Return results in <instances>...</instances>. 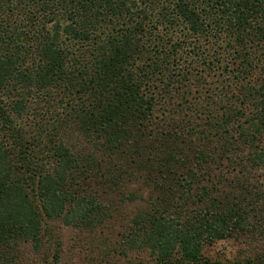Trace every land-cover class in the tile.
Wrapping results in <instances>:
<instances>
[{"label": "trees", "instance_id": "1", "mask_svg": "<svg viewBox=\"0 0 264 264\" xmlns=\"http://www.w3.org/2000/svg\"><path fill=\"white\" fill-rule=\"evenodd\" d=\"M57 225L92 264H264V0H0V264H62Z\"/></svg>", "mask_w": 264, "mask_h": 264}, {"label": "rangeland", "instance_id": "2", "mask_svg": "<svg viewBox=\"0 0 264 264\" xmlns=\"http://www.w3.org/2000/svg\"><path fill=\"white\" fill-rule=\"evenodd\" d=\"M58 234L64 238V246L62 249V264H82L83 261L87 263H93L92 257L88 256L84 250L79 251L77 250L76 242H75V235L76 233L69 230V229H61L59 225L56 226ZM60 228V229H59ZM91 240V239H90ZM91 249L93 252H96V243L93 244V240L90 242ZM241 246V245H240ZM238 245L235 244H227V243H219L212 248H209L206 251V254L214 259H218L221 261L230 260L237 255V251L239 249ZM243 246V245H242ZM244 247V246H243ZM102 253H100L101 255ZM96 257V256H95ZM39 256L31 254V259H38Z\"/></svg>", "mask_w": 264, "mask_h": 264}]
</instances>
